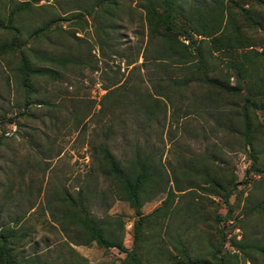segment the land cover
<instances>
[{"label":"rangeland","instance_id":"obj_1","mask_svg":"<svg viewBox=\"0 0 264 264\" xmlns=\"http://www.w3.org/2000/svg\"><path fill=\"white\" fill-rule=\"evenodd\" d=\"M23 1L29 2L27 9L14 11L11 27H5L10 11ZM174 1L172 31L183 42L187 33L195 39L194 60L181 65L167 58L155 61L156 46L147 43L144 7H156L157 0H0V44L15 35L16 46L0 53V227L21 236L15 245L21 257H35L40 264H118L123 258L114 247L78 244V224L63 215L70 212L61 203L63 194L74 197L85 188L94 195L89 215L102 218L106 233L130 247L136 217L96 168L101 143L124 170L137 151L150 157L158 173L154 193L147 194L140 212L149 214L168 202L144 237L146 260L169 264L178 259L173 247L178 241L195 258L209 260L218 240L212 217L227 210L213 190L223 193L235 179L227 204L236 227L222 229L245 248L223 246L236 256L223 257L221 264H264V213L257 210L264 208V108L258 106L264 0ZM214 36L229 38L225 48L212 46ZM20 54L57 72L56 78L31 76L33 93L26 105L16 72ZM46 55L69 62L49 63ZM197 62L228 89L189 78L185 72ZM115 86L117 101L103 99ZM156 90L164 95L156 97L153 114L145 115L141 101ZM247 97L253 99L246 118L256 161L247 181L239 183L248 164L240 108ZM209 176L215 181H204ZM245 207L249 213L242 216Z\"/></svg>","mask_w":264,"mask_h":264},{"label":"trees","instance_id":"obj_2","mask_svg":"<svg viewBox=\"0 0 264 264\" xmlns=\"http://www.w3.org/2000/svg\"><path fill=\"white\" fill-rule=\"evenodd\" d=\"M98 1L100 4V2L104 3L107 0ZM21 3L22 4H19L15 7V10L10 11L7 21L8 23L5 27H11L10 20L14 11L25 10L29 6L28 1H23ZM155 4L156 7L158 6L160 9H157L151 3L144 7L146 14L145 19L147 23V43L156 46V58L154 60L164 61V59L167 58L173 65L191 63V60H194L193 58H195L193 51L191 50L195 39L192 38L191 34L187 33L185 36L186 42H183V40H179L175 32L172 31L173 25L171 24V21L173 17V11L176 10L175 1L157 0ZM244 11L247 10L244 9ZM191 13H195V10H190L189 16L191 15ZM77 15L79 16L80 14ZM0 27H4L1 19ZM228 39L229 38L225 36H222L221 38L214 36L210 39V41L213 47L220 49V47L225 48V42H227ZM14 40L15 35H13L11 41L0 44V53L6 50L14 49L16 47ZM230 44L231 42L228 44V46ZM43 60L49 63H56L59 66L60 64L62 66L65 63L69 62V59L67 57L52 55L43 56ZM16 72L20 76L19 82L23 89L24 105L30 103V96L33 93V80H31V76H37L43 73L47 74L49 77L56 78L57 75V72H55L51 68H42L32 65L22 54L19 55ZM185 73H187L186 75L189 78L192 77V79H194L196 83H204L206 85H209V87L218 89L219 91L228 89V87L218 79L208 77L205 72L202 71V64L200 62H197L196 65L193 66V68H190V70ZM186 82L187 81H184L183 85L186 84ZM177 83L178 82H176L175 85ZM118 89L119 87L115 86L114 88L107 90L102 98L106 100L108 99L111 103L116 102L117 99L115 93ZM260 90L263 93V98L262 100H260L258 106L264 108V79L262 81ZM231 91L236 90L235 88H231ZM162 93V91L156 90V92L151 95V99L146 98L143 99L144 102L141 101V105L144 107L143 112L145 113V115H149V113H152L153 110L157 108L156 97H163L162 95H164V93ZM250 105H253V99L247 97L242 102L240 107L243 126V148H246L245 156L248 157V164L244 168V172L239 183H245L247 181L250 171L251 169L253 170L256 161L255 155L253 154L252 135L249 130V124L246 118V109ZM96 147V152L98 154V158L96 161L97 170H99V172L102 173L103 176L109 177L110 180L115 184L119 199H123L127 202L129 207L133 210L134 216L136 217L132 222L131 245L128 249L125 248L122 245L121 239L119 237L106 233L107 227L103 220H101L102 218H96L92 215H89L88 207L91 202L90 199H92L94 195H91L90 192L86 194L88 191H86L85 188L84 190L82 188L77 189L74 197L69 196L66 193L63 194L61 203L64 206L69 207L70 209V212L63 215L67 219L72 220L76 222V224H78L82 237L78 244L88 245L91 242H94L98 247L103 248L104 250L110 247H114L118 251L124 253L123 258L120 259L118 264H152L145 259L146 256L142 255V249L144 247L143 244L145 239L144 237L146 236L148 229L154 226L157 218L164 216L165 213L162 212V210L167 207L166 204L168 202L165 200L159 207L155 208L149 214H142L140 212V207L149 196H147V194L154 193V182H158V173L155 171L154 164L151 162L150 157L149 159H147L145 156L142 157L137 151H135L134 157L128 161V163L126 164L127 168L126 170H124L121 166L120 161H117L113 158L105 145L100 143ZM231 170L230 173L234 179V174ZM209 177H205L204 181H215V179ZM234 183L236 185L235 179ZM235 185H231V187H229L223 193H219L213 190V193H215L217 196H220V199H222V201L226 203L227 210L226 214H224L223 216L214 215L212 217V222H214V225L218 227V240L215 246L210 247L209 260H204L198 257L195 258L194 256H192L191 249L189 247L182 248L180 242L178 241V245H174L173 247L178 249L177 254L179 255V258L176 260H172L169 264H212L211 261H214V264H221L223 257L236 256V254H230L228 253V251L222 250V247L226 245V242L233 246L237 251H244L245 247L243 241L236 240L234 236L227 237L228 232L222 229L224 227V224L229 225L231 229L233 227H236L228 218L232 207L230 204H227L229 195L234 193L235 191ZM217 186L220 187L219 184H217ZM169 193H171V191H169ZM97 195L99 197H103L104 191L98 192ZM257 210L264 213V208H260L259 205L257 206ZM247 213H249V207L244 208V210L242 211V216H246ZM241 219H239V221H241ZM219 221H222L221 224H219L220 226L217 225ZM219 227L221 229H219ZM20 239L21 236L18 235L16 231L11 227H0V264H40L35 257H21L16 252L15 245L20 242Z\"/></svg>","mask_w":264,"mask_h":264},{"label":"built area","instance_id":"obj_3","mask_svg":"<svg viewBox=\"0 0 264 264\" xmlns=\"http://www.w3.org/2000/svg\"><path fill=\"white\" fill-rule=\"evenodd\" d=\"M229 236V234H227V237ZM228 244V242H226V245Z\"/></svg>","mask_w":264,"mask_h":264}]
</instances>
